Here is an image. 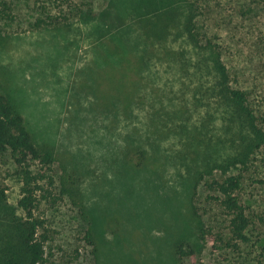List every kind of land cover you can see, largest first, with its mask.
<instances>
[{
	"label": "rangeland",
	"instance_id": "374dc122",
	"mask_svg": "<svg viewBox=\"0 0 264 264\" xmlns=\"http://www.w3.org/2000/svg\"><path fill=\"white\" fill-rule=\"evenodd\" d=\"M9 1L15 20L0 23V85L35 141L56 155L54 184L42 182L38 195L37 213L52 234L44 264H177L174 242L195 240L183 169L166 161L173 139L155 142L146 127L153 103L168 99L178 85L174 69L153 62L137 76L130 73L131 80L142 78V87L128 107L124 99L134 82L124 77L116 44L138 55L142 44L138 26L127 17L129 0ZM213 2L205 17L207 28L221 38L239 86L264 111V48L255 44L264 35V18L243 17L242 0ZM115 12L127 23L114 19ZM180 41L172 40L173 46L179 48ZM128 143L151 158L160 156L150 161L155 169L150 163L131 170L123 156ZM39 168L33 162L32 169ZM17 170L10 153L0 157V191L7 209L20 216ZM43 172L51 173L45 167ZM245 177L239 198L255 220L249 241L234 252L213 250L209 239L200 264L264 262V147ZM68 179L79 185L89 221L64 192ZM200 193L193 207L219 232L227 226L225 217L206 203L203 187ZM87 231L93 245L85 239Z\"/></svg>",
	"mask_w": 264,
	"mask_h": 264
},
{
	"label": "trees",
	"instance_id": "16d2710c",
	"mask_svg": "<svg viewBox=\"0 0 264 264\" xmlns=\"http://www.w3.org/2000/svg\"><path fill=\"white\" fill-rule=\"evenodd\" d=\"M39 1L44 2L36 0ZM213 1L216 2L129 0L127 17L140 30L139 55L116 44L118 54L123 57L124 77L127 82H134L124 99L128 107L136 102L142 87L141 74L140 80H131L130 73L137 76L153 62L160 66L168 64L166 67L174 69L178 83L168 99L153 103L146 122L155 142L173 139L174 145L165 158L183 169L181 177L189 202L187 218L193 222L195 240L180 238L174 242L172 251L177 264H200L201 251L209 239L215 251H240L241 245L249 241L248 231L255 222L240 200L239 191L256 155L264 147V111L251 93L239 86L238 76L225 61L221 38L207 28L205 17ZM240 6L243 17L264 18V0H242ZM113 18L127 23L118 12ZM14 20L10 1L0 0V23L11 24ZM179 39L180 46L175 48L172 40ZM255 44L264 48V35ZM111 67L116 69L114 65ZM6 153L11 154L18 168L21 188L17 207L21 215L17 216L15 209H7L6 195L1 190L0 264H44L45 247L52 234L46 219L37 213L38 195L44 190L42 182L54 184L52 165L56 155L50 146L35 141L24 117L0 85V157ZM123 156L130 169L138 171L149 165L151 159L160 158L158 155L151 158L143 148L131 145ZM33 162H38L41 168L32 169ZM151 166L155 169L154 164ZM43 167L51 173L43 172ZM202 187L206 203L212 209L217 208L227 222L219 232L213 225L208 226L203 214L193 207ZM64 192L69 194L79 215L89 221L79 185L68 179ZM111 230L121 233L118 229ZM86 234L87 243L93 245L90 232ZM257 264L264 262L258 260Z\"/></svg>",
	"mask_w": 264,
	"mask_h": 264
}]
</instances>
